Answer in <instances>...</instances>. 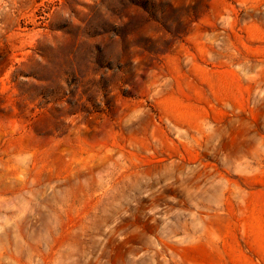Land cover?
Wrapping results in <instances>:
<instances>
[{"label":"rangeland","instance_id":"rangeland-1","mask_svg":"<svg viewBox=\"0 0 264 264\" xmlns=\"http://www.w3.org/2000/svg\"><path fill=\"white\" fill-rule=\"evenodd\" d=\"M0 264H264V0H0Z\"/></svg>","mask_w":264,"mask_h":264}]
</instances>
